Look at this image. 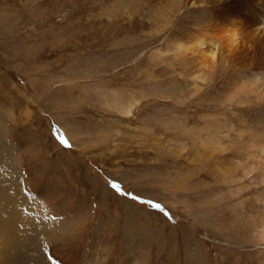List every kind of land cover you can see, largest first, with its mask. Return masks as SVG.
<instances>
[{"label": "rangeland", "instance_id": "obj_1", "mask_svg": "<svg viewBox=\"0 0 264 264\" xmlns=\"http://www.w3.org/2000/svg\"><path fill=\"white\" fill-rule=\"evenodd\" d=\"M191 2L0 0V264H264L262 91Z\"/></svg>", "mask_w": 264, "mask_h": 264}, {"label": "bare ground", "instance_id": "obj_2", "mask_svg": "<svg viewBox=\"0 0 264 264\" xmlns=\"http://www.w3.org/2000/svg\"><path fill=\"white\" fill-rule=\"evenodd\" d=\"M192 2L201 8L199 12L201 18H199L200 21L198 20L201 22V31L189 36L185 34V36H188L189 54L199 55L200 72L206 76L216 66L222 69L226 67V71H231L228 77L230 82L232 81L236 86H246L249 93L250 91L258 92L260 89L264 102V0H192ZM247 69H250L249 73L253 78L250 79L244 74L243 71ZM238 73L241 74V80L237 76ZM259 86H263V89ZM243 88L245 87H242V90ZM130 111L129 108L127 113L130 114ZM261 140L260 143H262ZM26 223V229L21 230V232H26L22 234L23 236L17 235L13 239L11 233L15 232L13 230L8 232L10 229L6 227V235L0 232V241L10 242L12 240L16 249L20 247L25 250L30 242H34L35 233L37 237L40 235L38 231L32 234L33 228L44 224L38 225L30 221ZM42 236L41 233L40 237ZM2 253L6 258L8 249L3 247Z\"/></svg>", "mask_w": 264, "mask_h": 264}, {"label": "snow or ice", "instance_id": "obj_3", "mask_svg": "<svg viewBox=\"0 0 264 264\" xmlns=\"http://www.w3.org/2000/svg\"><path fill=\"white\" fill-rule=\"evenodd\" d=\"M62 142H63V143H66V141H63V140H62ZM113 187H114V188H118L119 185L114 184ZM53 264H57V262H56V261H53Z\"/></svg>", "mask_w": 264, "mask_h": 264}]
</instances>
